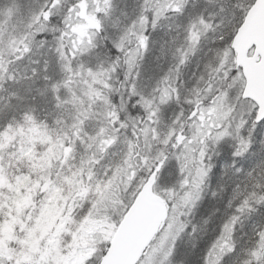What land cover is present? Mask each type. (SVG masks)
Returning a JSON list of instances; mask_svg holds the SVG:
<instances>
[{
  "label": "snow or ice",
  "instance_id": "6c2138e0",
  "mask_svg": "<svg viewBox=\"0 0 264 264\" xmlns=\"http://www.w3.org/2000/svg\"><path fill=\"white\" fill-rule=\"evenodd\" d=\"M0 264H264V0H0Z\"/></svg>",
  "mask_w": 264,
  "mask_h": 264
}]
</instances>
